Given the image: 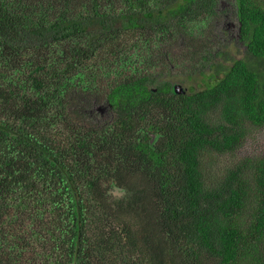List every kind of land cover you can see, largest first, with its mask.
<instances>
[{"label": "trees", "instance_id": "16d2710c", "mask_svg": "<svg viewBox=\"0 0 264 264\" xmlns=\"http://www.w3.org/2000/svg\"><path fill=\"white\" fill-rule=\"evenodd\" d=\"M252 126L264 0H0V264H264Z\"/></svg>", "mask_w": 264, "mask_h": 264}, {"label": "rangeland", "instance_id": "374dc122", "mask_svg": "<svg viewBox=\"0 0 264 264\" xmlns=\"http://www.w3.org/2000/svg\"><path fill=\"white\" fill-rule=\"evenodd\" d=\"M231 9V3L226 6ZM230 13V12H229ZM228 19V25H225L226 33L225 37L228 39L231 36L236 37V21L234 16L230 13ZM228 30H231L228 32ZM231 32V33H230ZM239 56H242L240 53ZM178 74V73H176ZM201 78H197L184 86L188 90L191 86H201ZM264 154V126H252L249 129L248 135L245 137L243 143L239 148L233 152L221 153L217 151H206L203 155L204 164L206 167L207 176L215 177L222 174L227 168L235 166L241 160L247 157H259Z\"/></svg>", "mask_w": 264, "mask_h": 264}, {"label": "water", "instance_id": "95a60500", "mask_svg": "<svg viewBox=\"0 0 264 264\" xmlns=\"http://www.w3.org/2000/svg\"><path fill=\"white\" fill-rule=\"evenodd\" d=\"M176 89L181 90L182 89L181 85L177 84L176 85ZM98 109L100 111H102V112H105V107L104 106H100Z\"/></svg>", "mask_w": 264, "mask_h": 264}]
</instances>
